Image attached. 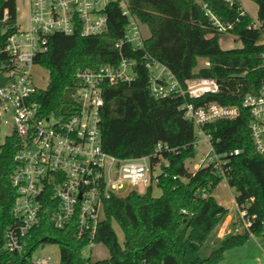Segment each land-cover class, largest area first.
I'll use <instances>...</instances> for the list:
<instances>
[{
  "label": "trees",
  "instance_id": "1",
  "mask_svg": "<svg viewBox=\"0 0 264 264\" xmlns=\"http://www.w3.org/2000/svg\"><path fill=\"white\" fill-rule=\"evenodd\" d=\"M251 1L258 6L256 22L245 10L241 14L238 0H129L132 14L148 28L150 36L143 49L123 48L126 56L137 61V78L103 87L102 147L120 159L151 156L160 142L174 151H164L162 158L152 159L153 167L161 164L160 197H154L153 187H149L144 194L133 190L107 200L93 240L108 250L107 259L86 258L83 252L90 242L76 239L72 228H54L48 212L37 242L58 244L60 264H218L228 249L244 245L251 236L264 237V157L254 151L250 112L244 106L246 96L258 92L264 82V44L260 43L264 0ZM5 8L14 20L16 0H0V16ZM208 12L221 23L233 25L225 34L237 37L242 47L222 49L224 34L218 32ZM108 18L105 34L54 35L49 51L36 58V64L49 73L47 89L36 97L46 115L69 116L78 109L74 95L79 70L120 63L116 45L124 37L128 19L118 5L108 8ZM255 23L258 28L253 27ZM147 54L165 65L184 87L200 78L216 82L219 90L193 98H154L149 90L150 70L144 61ZM200 59L208 60L210 66L195 73ZM6 83L7 78L0 73V86ZM188 103L196 107L217 103L239 109V116L233 120L202 127L216 153L226 159L227 184L236 193L238 210L250 221L248 229L232 231L223 239L216 237L217 230L229 210L213 197L223 178L208 168L193 173L186 166L196 157L198 139L195 125L186 118ZM19 147L15 136L7 137L0 146V264L9 260L18 263L31 256V252L20 256L3 250L4 231L13 220L17 198L11 175ZM237 221L241 224L240 218ZM115 223L123 233V242Z\"/></svg>",
  "mask_w": 264,
  "mask_h": 264
},
{
  "label": "built area",
  "instance_id": "2",
  "mask_svg": "<svg viewBox=\"0 0 264 264\" xmlns=\"http://www.w3.org/2000/svg\"><path fill=\"white\" fill-rule=\"evenodd\" d=\"M112 5H118L128 19L124 37L116 45L120 50V63L79 70L74 95L78 109L69 116L46 115L36 99L42 91L35 83L34 70L40 68L36 58L49 51L54 35L71 36L78 32L82 37H96L105 34L108 8ZM208 15L219 33L225 34L233 28L210 12ZM141 26L130 10L129 0H16L14 20L9 9L1 13L0 73L7 78V83L0 86V126L10 129V136L20 142L11 175L17 198L12 209L13 220L4 231L3 250L20 256L31 252V256L21 262L9 260L5 264H60L53 262L51 256H35L49 245L37 242V233L42 230L48 212L54 228H72L76 239L95 245L93 240L103 220L107 200L113 195H126L139 185L147 189L158 186L161 164L153 167L152 159L162 158L164 151L174 149L160 142L151 156L120 159L106 153L102 147L103 87L130 83L137 78V61L126 56L123 48L131 46L133 51L144 48L146 38ZM253 27L259 25L255 23ZM144 61L150 70L149 90L154 98H193L219 90L217 83L211 80L197 84H192V80L184 87L165 65L150 55L144 56ZM262 62L264 71V55ZM244 106L250 112L254 151L264 157V82L258 92L246 96ZM238 116L237 107L217 103L205 107L186 105V118L197 130L196 145L200 136H204L203 141L209 145L208 152L189 171L208 168L227 180L228 163L216 153L210 135L202 127ZM238 212L241 225L248 229L250 221L243 211Z\"/></svg>",
  "mask_w": 264,
  "mask_h": 264
},
{
  "label": "rangeland",
  "instance_id": "3",
  "mask_svg": "<svg viewBox=\"0 0 264 264\" xmlns=\"http://www.w3.org/2000/svg\"><path fill=\"white\" fill-rule=\"evenodd\" d=\"M196 1L199 2L200 0ZM240 2L242 3V5H244L250 16L253 19L257 20V4H255L251 0H240ZM141 30L143 37L147 39L150 36L148 28L142 25ZM235 38L237 39V41H235ZM261 40L264 41V35L261 36ZM220 44L223 48H230L232 46L237 47L240 45V40L231 34H224L220 39ZM208 63V60L200 59L198 67L194 72L198 73L199 70L207 67ZM34 75L36 77V86L42 91L46 90L49 84L48 71L40 67L34 70ZM201 81H203V79L195 78L192 81V84H197ZM10 134V129L4 126H0V146L5 143L6 138L9 137ZM203 140L204 136H200L197 145L196 157L192 160L187 161L186 166L189 168V170H193V167L200 162V159L209 150V145H207ZM135 191L139 194H144L147 191V187L139 185L136 187ZM153 196H161V190L157 186L153 187ZM213 197L219 205L229 210V216L235 217L233 220H229V222H227V218L229 216L224 220V222L217 230L216 237L218 239H223L228 233H231L232 231H234L235 233L242 231V229H244L243 225H241L240 222L237 221L240 214L238 212V207L235 200L236 193L232 188H230V186L227 184V181L223 180L217 186V188L213 192ZM114 229L117 232L120 241L123 242V233L116 223L114 224ZM40 255L51 256L53 258V262L59 263L61 251L58 245L49 244L46 245L43 249L37 251V253L35 254V256ZM84 256L86 258H91L92 260H103L109 258V253L103 245L95 244L90 245L85 249ZM218 264H264V237L251 236L244 245L228 249L225 252L224 259L221 260Z\"/></svg>",
  "mask_w": 264,
  "mask_h": 264
},
{
  "label": "crops",
  "instance_id": "4",
  "mask_svg": "<svg viewBox=\"0 0 264 264\" xmlns=\"http://www.w3.org/2000/svg\"><path fill=\"white\" fill-rule=\"evenodd\" d=\"M239 2H240V0H238ZM240 4H241V6H242V8L249 14V12L246 10V8L244 7V5H242V3L240 2ZM250 15V14H249ZM255 20V19H254ZM257 20H255V22H256ZM235 41H237V39L235 38ZM260 43H262V44H264V41H262V40H260ZM221 45V44H220ZM222 47V46H221ZM240 47H242V44H241V42H240V45L239 46H232V47H230V48H223L222 47V49H224V50H230V49H235V48H240ZM227 209V208H226ZM235 217H231V216H229L228 218H227V222H229V220H233ZM223 236H224V234H223ZM222 236V237H223Z\"/></svg>",
  "mask_w": 264,
  "mask_h": 264
}]
</instances>
